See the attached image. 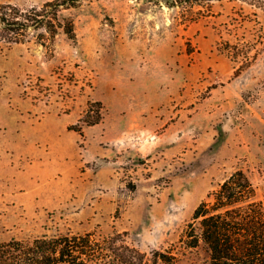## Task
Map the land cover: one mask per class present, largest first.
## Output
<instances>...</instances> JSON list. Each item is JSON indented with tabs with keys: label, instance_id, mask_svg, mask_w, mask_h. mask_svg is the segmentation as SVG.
<instances>
[{
	"label": "rangeland",
	"instance_id": "rangeland-1",
	"mask_svg": "<svg viewBox=\"0 0 264 264\" xmlns=\"http://www.w3.org/2000/svg\"><path fill=\"white\" fill-rule=\"evenodd\" d=\"M60 16L72 19L75 40L60 32L50 41L38 29L0 45V242L125 232L147 255L175 249L176 264H210L205 246L179 245L198 204L238 170L264 201V11L238 0H93ZM23 102L79 114L72 130L97 121L106 135V161L90 163L87 176L71 168L68 201L58 209H35L32 184L18 175L6 118L27 111ZM151 103L163 124L138 154L119 149L115 130L125 140L140 135L129 118L152 111ZM84 146L81 138L78 151Z\"/></svg>",
	"mask_w": 264,
	"mask_h": 264
},
{
	"label": "trees",
	"instance_id": "trees-1",
	"mask_svg": "<svg viewBox=\"0 0 264 264\" xmlns=\"http://www.w3.org/2000/svg\"><path fill=\"white\" fill-rule=\"evenodd\" d=\"M92 1L47 0L25 9L0 4V45L23 43L30 30L38 29H43L50 41L60 32L75 40L72 19L60 14ZM147 1L167 7H188L221 0ZM238 1L264 11V0ZM83 121L88 125L97 123ZM125 234L93 232L41 236L30 241L11 239L0 242V264L177 263L175 249L153 250L147 255L128 244ZM179 245L183 251L205 246L210 264H264V201L257 197L256 187L243 171L232 173L198 204Z\"/></svg>",
	"mask_w": 264,
	"mask_h": 264
},
{
	"label": "crops",
	"instance_id": "crops-1",
	"mask_svg": "<svg viewBox=\"0 0 264 264\" xmlns=\"http://www.w3.org/2000/svg\"><path fill=\"white\" fill-rule=\"evenodd\" d=\"M22 104L27 111L6 118V122L11 124L8 138H11V146L21 160L19 178L22 182L27 180L31 182L35 209L39 211L58 209L68 201L71 168L81 169V174L87 176L91 170L90 163L106 161L105 156L109 155V149L100 145L106 135L98 124L72 130L70 126L78 122L79 114L63 116L45 111L39 105L27 102ZM153 105L154 103H151L148 106V110L152 111L141 114L138 119L129 118V128L134 130L132 133L138 132L140 135H132L129 140H125L120 138L122 129L115 130L117 133L112 137L119 149L126 144L125 147L137 153L149 143V137L153 135L154 130L163 124L162 114L154 112L156 108H153ZM43 111L45 112L41 114ZM121 120V117H117L119 125ZM140 136H144L145 139ZM81 138L85 146L83 151H78L77 143ZM5 140L9 142L6 137ZM157 144V141H152L149 149L155 150ZM110 151L114 152L113 149ZM96 174L99 175L100 171L98 170Z\"/></svg>",
	"mask_w": 264,
	"mask_h": 264
}]
</instances>
